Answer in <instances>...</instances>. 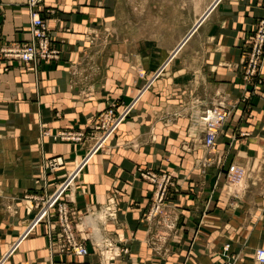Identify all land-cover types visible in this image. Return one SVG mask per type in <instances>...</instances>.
<instances>
[{"label": "crops", "instance_id": "crops-1", "mask_svg": "<svg viewBox=\"0 0 264 264\" xmlns=\"http://www.w3.org/2000/svg\"><path fill=\"white\" fill-rule=\"evenodd\" d=\"M117 2L41 0L37 9L60 58L14 60L0 72V264H258L264 59L253 83L243 61L262 0H210L178 44L147 52L142 43L131 50L126 38L111 40ZM31 11L28 0H0V45L33 40ZM135 100L65 191L89 254L60 252L56 218L34 224L38 213L96 145L98 114ZM220 101L229 119L209 149L195 117ZM61 131L90 137L55 139ZM55 157L64 165L51 169ZM232 163L247 171L239 184L227 178ZM140 169L172 176L153 219L155 185Z\"/></svg>", "mask_w": 264, "mask_h": 264}, {"label": "built area", "instance_id": "built-area-1", "mask_svg": "<svg viewBox=\"0 0 264 264\" xmlns=\"http://www.w3.org/2000/svg\"><path fill=\"white\" fill-rule=\"evenodd\" d=\"M41 0H28L31 11V34L33 40L24 45L2 46L0 45V72L8 71L12 61L19 60L23 63H32L38 60L45 62L58 60L61 55V49L54 44L49 34V30L44 18L40 15L37 6ZM264 8V0H262ZM247 52L244 56V79L247 83H253L259 75L262 62L264 59V15L257 21L253 34L247 41ZM5 62L6 64H3ZM142 75L144 72L141 73ZM136 101L129 105L119 107L111 106L100 112L96 117L93 136H97L96 145L92 148L87 157L78 164L74 173H72L57 191L50 196L41 207L36 221L50 222L56 218L59 231L56 234L58 248L60 252L73 253L78 256H86L89 250L85 243L78 237L74 226L72 211L69 203L64 199L65 191L72 185L76 176L80 173L84 165L90 161L92 156L100 150L110 138L116 133L120 125L128 118ZM229 119V110L224 101L218 102L211 109L203 111L195 117V122L199 124L204 136V144L209 149L216 146L217 136ZM90 136L84 131H61L54 138L63 141L82 143ZM64 165L62 157L49 159L47 166L51 169H57ZM246 169L236 163H232L227 170V178L231 183L239 184L246 176ZM140 175L144 179L155 185L153 203L149 212V218H155L162 210L168 191L173 185L172 176L169 173H157L149 170H141ZM106 215L115 216L111 208L107 209ZM54 247V245H53ZM230 245H226L229 249ZM116 255L107 256L108 261H112ZM254 259L258 264H264V248L259 247L254 252Z\"/></svg>", "mask_w": 264, "mask_h": 264}, {"label": "rangeland", "instance_id": "rangeland-1", "mask_svg": "<svg viewBox=\"0 0 264 264\" xmlns=\"http://www.w3.org/2000/svg\"><path fill=\"white\" fill-rule=\"evenodd\" d=\"M117 1L111 40L117 42L126 38L132 47L131 50H134L136 43H142L145 52L178 44L187 32L189 24L194 22L210 2V0ZM95 38L98 42L102 37ZM102 43L103 41H100L99 44ZM95 54L97 58V54L102 53ZM90 66V71L94 70L93 64ZM98 72L96 68L95 73Z\"/></svg>", "mask_w": 264, "mask_h": 264}, {"label": "water", "instance_id": "water-1", "mask_svg": "<svg viewBox=\"0 0 264 264\" xmlns=\"http://www.w3.org/2000/svg\"><path fill=\"white\" fill-rule=\"evenodd\" d=\"M194 31V30H193Z\"/></svg>", "mask_w": 264, "mask_h": 264}]
</instances>
